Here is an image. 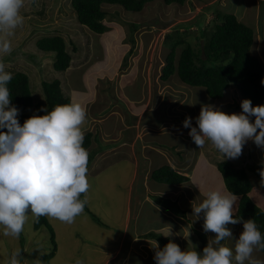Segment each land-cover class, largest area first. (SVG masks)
<instances>
[{
  "label": "rangeland",
  "instance_id": "374dc122",
  "mask_svg": "<svg viewBox=\"0 0 264 264\" xmlns=\"http://www.w3.org/2000/svg\"><path fill=\"white\" fill-rule=\"evenodd\" d=\"M71 1L35 0L33 2V0H25V7L21 9L24 23L9 38L13 51L10 55L0 53V60L5 63V71L10 73L17 71L25 72L29 75L31 89L35 97L34 101L37 103L45 101L42 88L44 81L59 80L63 86L68 79L66 78L68 70L66 72H59L54 68V55L40 51L36 45L38 40L57 34H62L67 40L68 51L73 56L71 64L73 69L78 70L82 65L94 66L100 64L98 68H105L106 73L108 72L109 75L118 71L131 73V71H136V67H130L127 64L123 65L130 55H126L124 59L121 58L118 61L117 57L119 55L117 52L116 54L114 53L115 48L111 51L105 48V39L113 32L111 29L116 27L120 30V35L131 41L129 45L131 49L134 47L135 54H138V49L142 47L139 42L140 35L144 36V34L150 33L149 36L151 38L157 39L158 36H155L154 32L159 33V29L169 31L175 26H177L175 29L170 30V32L174 33L173 38H184L187 41H191L192 46L196 48L198 45L196 38L200 37L205 30L210 33L213 28L211 23L216 19L215 13L222 12L224 14H234L240 21L255 29L256 39L252 52L260 57L264 63V54L262 52V45L264 44V0H187L184 5H166L163 0H155L147 4L141 13L126 11L120 5L104 4L105 12L108 13L105 19L107 30L104 34H96L86 26L81 25L73 11ZM143 21L145 24L148 23V25L142 27ZM153 23H156V25H153ZM85 29H88L92 35L89 34L90 36H87L85 34L84 36L83 32H85ZM178 31H181L183 34L180 32L182 35H178ZM161 36L164 37L163 33H161ZM162 37H159L161 41L163 40ZM132 41H135V46L132 44ZM71 42L76 43L77 51H74ZM93 45L99 48L101 58L89 62L90 58H95L93 53L96 50ZM146 49L143 48L139 54H142ZM164 49L167 48L164 47ZM151 52L153 51H145L142 54L141 62L144 63V70H147L146 73L150 72L151 78L153 77L152 80H158L160 78L158 75L166 62L168 50L160 56L155 53L153 55L154 59H152ZM151 60L153 61V65L149 64ZM133 65L138 66L137 64ZM84 76L85 74L80 78L81 81H83ZM138 77L139 79H136L132 74L124 76L122 78V86H130V89H132V83L141 85L145 77L141 75H138ZM119 82L120 80L117 79V85ZM136 88V90L132 91L126 90V92L133 94V96H138V87ZM201 90H204V88L202 87ZM197 91H200V89H197ZM200 92L202 93L203 91ZM176 94L183 98V100L188 98L189 101L191 100L192 105L195 106V94L193 98L185 90L176 92ZM197 100L202 102L203 97ZM242 100L243 97H241L240 92L235 87H231L225 92L224 99L218 102L215 107L218 108L220 104L223 105L222 107H226L223 110L225 113H240L239 111H242V108L240 107L241 110L235 111V105L240 106ZM183 104L187 105V102ZM177 106L176 111L178 112L179 110L183 113L188 111L182 105ZM193 108L195 109L196 107ZM229 108L233 111L226 112ZM34 109L30 111L31 116L36 115ZM165 116H167V110L163 113V119L156 116L158 125H161L165 121ZM251 119L254 121V117ZM96 145L99 148L93 145L88 151L89 157H93L92 162L89 164L92 166L88 165L87 173L91 187L85 197H81V199H87L83 213L77 216L71 224L46 217L54 229L55 241L58 247L55 256L49 259V263L76 264L77 260H82L83 264H152V262L156 264L153 249L147 248L148 246L153 248L154 244L145 246L142 243L143 239H141L143 235H146L144 230L148 226L151 229V225H156L155 219L152 218L157 214L150 207V204L146 206L142 202L139 206L136 204L143 199V197L140 198L143 183L139 182L142 178L136 182L128 197L131 185L127 180L133 178V167L129 163L126 168L122 156H116V153L111 154V144H107L104 147L102 142H96ZM207 149L206 146L203 148L205 154L201 157L202 160H199L198 167L199 175L206 179L209 172L212 171L210 166L213 165L207 158L209 156L206 152ZM108 150L110 154H104L106 159L103 160L101 168H99V165L97 171H92L96 165V161L100 158L99 153H104ZM194 151L195 146L193 145L187 157L191 159L192 152ZM170 152L173 153V151ZM237 159L240 160L239 162L236 161L239 165L253 161L264 167V148L258 147L250 140L243 146L242 154ZM260 182H262L261 177H252L253 185L257 186ZM154 184L156 185L155 189L161 188L160 185ZM182 187L180 195L176 196L174 193L168 195L169 199L165 201V205L170 208L177 207L175 201L179 198L182 200L184 196L195 199L196 204L186 208L187 219L185 218L184 220L191 222L193 226L191 228L193 234H190L192 240L191 250L195 249L198 253L202 254L204 246H207L215 234H210V232L205 233L204 230L198 229L195 226L199 221L204 220V218L203 214H200L199 217L193 215V207L198 206L206 197L203 195V191L201 193L196 192L198 191L197 187L194 190L190 184L187 186L182 185ZM146 190H148V187ZM171 191L176 190L172 189ZM145 198L148 199L147 197ZM152 200L155 204L157 203L156 199L152 198ZM178 206L180 207V204ZM86 207L89 208V212ZM143 207L144 209L139 212L138 209H142ZM237 208L238 206L236 207V211ZM262 209H264V204ZM233 212H235L234 209ZM92 214L99 216L100 220L108 225L109 228L97 224ZM35 221L36 219L29 213L28 222L25 224L24 231L18 238L3 236V230L0 228V264H5V261L16 249L21 251V264H44L42 257L51 253L54 244H52V235L46 227L35 230ZM236 225H228L232 231L233 239L223 241L222 243L226 244V246L234 248V243L238 237V230L235 229ZM242 231L243 229H241L240 234ZM141 232L143 235H141ZM135 234L139 235V238H135ZM185 239H188V236H185ZM204 240L206 245L203 244ZM158 243L160 244V242ZM179 247L182 251H185L183 249L184 243H179ZM252 256L253 259L264 262V253L258 249L253 252Z\"/></svg>",
  "mask_w": 264,
  "mask_h": 264
},
{
  "label": "clouds",
  "instance_id": "9594fccd",
  "mask_svg": "<svg viewBox=\"0 0 264 264\" xmlns=\"http://www.w3.org/2000/svg\"><path fill=\"white\" fill-rule=\"evenodd\" d=\"M24 7L25 0H0L2 54L13 51L9 38L24 23ZM12 79V73L5 71V63L0 60V228L3 236L18 238L29 213L36 220L43 216L73 223L84 211L87 199H81V195L87 194L91 185L87 176L89 153L83 147L87 109L79 103L56 105L51 111L44 110V115L27 118L21 125L19 109L11 104L8 84ZM241 108V113L228 114L213 105H202L196 117L197 127L192 126L191 117H186L183 127L190 128L188 134L199 149L210 142L223 158L235 159L250 140L264 148V105L253 107L250 99H244ZM260 175L264 183V170ZM250 176L251 180L253 175ZM203 195L206 198L193 207V215L203 214V230L214 233V238L202 254L195 249L182 251L171 241L161 250L156 242V264H264L252 256L255 250L264 249V235L257 224L253 219L234 218V204L239 196L221 191ZM241 222L243 231L234 248L224 245L223 241L233 239L228 225ZM170 235L169 231L164 236ZM20 257L21 251L16 249L5 264H21ZM76 264L83 261L77 260Z\"/></svg>",
  "mask_w": 264,
  "mask_h": 264
},
{
  "label": "crops",
  "instance_id": "0c3cea01",
  "mask_svg": "<svg viewBox=\"0 0 264 264\" xmlns=\"http://www.w3.org/2000/svg\"><path fill=\"white\" fill-rule=\"evenodd\" d=\"M211 3L213 2L211 1ZM103 9L105 10L104 6ZM145 25L147 26L148 23L145 24L143 21L142 27H145ZM153 25H156V23H153ZM111 30L113 32L111 35L107 36V39H105V48L109 51L115 48L114 53H118L119 57L117 58L119 61L121 58L124 59L126 55H130L131 46L129 44L131 41L127 40V38L123 35H120V30L116 27ZM164 31L166 30L159 29V33H153L155 36H158L157 39L151 38L149 36L150 33L144 34V36L140 35L139 42L142 47L138 49V52L141 53L143 48L146 49L149 47L145 51H153L151 52L152 59H154L153 55H155V53L159 54V56L161 54H165L164 52L166 49H164L163 45L164 37L161 36V33L165 36V34L170 30L166 31V33H164ZM83 33L84 36L85 34H87V36H90L89 34H91L88 29H85V32ZM103 37H105V35H103ZM159 37H162L163 40L161 41ZM93 47L96 50V52L93 53L95 58H90L89 62H91V60L96 61L101 58L99 48H97L96 45H93ZM139 53L135 54L133 51L130 57L123 63V65L127 64V66L136 67V71H131V73L118 71L109 75L108 72L106 73L105 68H98L100 64L94 66L81 64L82 67H80V69L77 68L78 70L70 67L66 74V78L68 79L63 84L62 88L64 93L73 100V103H79L87 109L86 124L84 128L85 133L93 132L94 140L92 146L94 145V147L99 148L96 145V142H102L104 147L107 144H111V154L116 153V156H122V160L124 161V164H126V168L129 163V165L133 167V178L127 180L131 185L128 197L130 196L133 187H135L136 182L142 178L139 182L143 183V190L140 192L142 194L140 195V198L143 197V199L136 204L138 206L141 202L145 203V206L150 204V207L157 212V214L152 218L155 219L156 225H151V229L150 226H148L144 230V233H156L164 239H168L169 242L171 241L177 245H179V243H184L183 249L191 250L192 240L189 232L190 234H193V232H191V228H193L192 223L184 220L181 216L174 214L172 211H169L164 206H161L160 202L155 204L152 200V198L155 199L157 197H164L165 199L169 198L168 195L171 193L178 196L180 195V190H182L183 187L181 185L171 186L156 183L151 179V173L163 166H171L179 173L190 177V182H188L187 185H192L194 190L197 187L198 191L196 192H228L225 187L223 177L221 173L218 172V169L212 160H228L235 163L237 167H241L246 163L239 165L238 162L240 160L237 158H223V155L218 152V150H216L210 142H206L205 146L208 148L206 152L209 154L207 158L210 163L213 164L210 166L212 171L209 172L207 179L199 175V160L205 154L203 150L205 146L199 149L195 145L188 134L190 129L182 126L184 117L178 116V113L182 114L183 112L180 110L179 112L176 111V108L178 107L177 105L181 106L182 102H188L189 104L191 101H187V98L186 100L179 101L178 99L181 97L177 95L176 92L185 90L187 94H190V97L192 92L185 85L181 84L176 76L171 79L175 81L170 80L171 82H162L160 81V78H158V80H152L153 77L151 78L150 72L146 73L147 70H144V63L141 62L143 53ZM133 64H137L138 66H134ZM149 64L153 65V61L151 60ZM84 74V79L81 81L80 78ZM128 74H132L136 79H139L138 75L145 78H143V80L141 79L143 81L141 85L132 83V89H130V86H122V78ZM160 76L161 72L158 77ZM117 79L120 80L118 85L116 83ZM136 87H138L139 91L138 96H133V94L126 92V90H136ZM218 102H220V100L214 102L215 106ZM190 103L192 105V102ZM202 105L199 107L196 106V108L193 109L194 114L191 115L192 117L190 116L192 118L191 124L193 127H197L195 120L196 117L199 116ZM222 106L223 105L219 104L218 107V109L221 108V111L224 110V107ZM166 110L167 116H165V121L161 123V125H158L156 116L160 118V113L163 114ZM184 113L189 114L188 111H185ZM193 145L195 146V151L192 152V158L190 159L187 155ZM170 151H173V153ZM105 153H108L109 155L110 151L108 150L107 152L99 153L100 158H98L95 163L96 169L99 165L101 166L103 160H105ZM154 162L156 163L154 164ZM153 167H155V169H153ZM139 172H141V174H139ZM154 183L160 185L161 188L155 189L154 187H156V185ZM257 186L253 185V191L250 196L252 200L262 209L264 204V183L260 182ZM147 187L148 190H146ZM172 189H175L176 191H171ZM184 197L189 205L193 206L196 204L193 197ZM239 199L240 198L237 197L234 204L235 212ZM144 207L142 209L139 208L138 211H142ZM262 210L264 211V209ZM203 223L204 220H201L195 226L198 229L203 230ZM235 229L238 230V237L236 239L238 240L240 231L243 229L242 224L237 223ZM169 231L171 232V235L165 237L164 235H166ZM210 234L214 233L210 232ZM141 235H143L142 232ZM134 236L135 238H139V235L137 234ZM185 236H188V239H185ZM136 240L138 241V239ZM156 242L157 241L144 239L142 242L145 246L154 244L153 248L150 246L147 247L148 249H153L154 256L157 250L155 248ZM158 245L159 249L162 250V245L159 243Z\"/></svg>",
  "mask_w": 264,
  "mask_h": 264
},
{
  "label": "trees",
  "instance_id": "16d2710c",
  "mask_svg": "<svg viewBox=\"0 0 264 264\" xmlns=\"http://www.w3.org/2000/svg\"><path fill=\"white\" fill-rule=\"evenodd\" d=\"M154 1L72 0L71 4L81 25L86 26L96 34H104L107 30L105 19L108 15L102 8L104 4L120 5L129 12H142L147 4ZM163 1L166 5H184L187 0ZM215 15L216 19L211 23L213 25L212 31L209 33L205 30L200 37L196 38L198 42L196 48L192 46L191 41H187L184 38L174 39L173 32L169 31L164 36L163 45L170 52L166 59V65L162 69L160 81L168 82L176 76L181 84L187 85V88L191 87L189 88L192 92L191 97L193 98L194 94L196 96L195 106H190L191 103L189 105L182 103V106L189 113H178V116L184 117V120L186 117L194 114L193 107H199L202 104H214L213 106H215L214 102L217 100L222 101L225 97V92L231 87H235L240 92L243 100L250 99L253 107L264 105V83H262L264 81V63L260 57L252 52L256 39L255 29L241 22L234 14L216 12ZM176 27H173L172 30ZM180 32L178 31V35L183 34ZM201 40L205 42L204 56L202 54ZM71 43L73 44L74 51H77L76 43ZM132 44L135 46V41H132ZM36 45L40 51L54 55L53 66L57 71L65 72L71 67L73 56L68 51L67 40L62 34L44 37L38 40ZM179 50L180 52L178 53ZM133 51L134 47L131 49L130 55ZM262 52L264 54V44L262 45ZM12 75L13 79L8 84V88L11 95V104L19 109L18 121L21 125H23L27 118L31 117L30 111L34 108L36 115H44L46 114L44 110L51 111L56 105L73 103V100L64 93L62 83L59 80L44 81L42 83L45 101L37 103L34 101L35 97L31 89L29 75L18 71L12 73ZM202 87L204 90H201ZM197 89L203 92L201 93ZM202 97V102L197 100ZM178 100L183 101V98H179ZM187 101H189L188 98ZM240 107L241 105H235V111L241 110ZM225 109L226 107H224ZM229 109L226 112L233 111L231 108ZM239 112L241 113L242 111ZM160 117L163 119L162 113H160ZM93 138V132L85 133L83 147L87 151L92 147ZM92 160L93 157H89L88 165ZM212 162L217 165L218 170L221 172L227 191L240 197L237 211L233 213L234 218L241 219V221L253 219L262 235H264V211L250 196L253 189L250 174L259 178L264 167L253 161L247 162L243 167H237L235 163L228 160H212ZM89 166L91 167L92 165ZM99 168L97 167V169ZM93 169L92 171H97L96 166ZM151 179L156 183L171 186H187V183L190 182V177L179 173L171 166H163L154 170L151 173ZM85 195L82 194L81 197H85ZM155 199L157 202H160L161 206L181 216L183 219H187L186 208H189L190 205L185 200V197L182 200L180 198L177 199L175 201L177 207L174 208L165 205V201L169 198L157 197ZM178 204H180V207ZM86 209L88 212L90 211L89 208L86 207ZM92 216L97 224L109 228L108 225L100 220L99 216L96 214H92ZM241 223L243 225V222ZM34 226L36 230L44 226L52 235L53 250L42 257L44 264H51L49 263V259L55 256L58 248L55 241L54 229L47 218L43 216L35 221ZM143 238L158 240L162 247L169 242L168 239H164L156 233L146 234ZM203 244L206 245L205 240ZM258 250L264 253V249Z\"/></svg>",
  "mask_w": 264,
  "mask_h": 264
},
{
  "label": "water",
  "instance_id": "95a60500",
  "mask_svg": "<svg viewBox=\"0 0 264 264\" xmlns=\"http://www.w3.org/2000/svg\"><path fill=\"white\" fill-rule=\"evenodd\" d=\"M201 45H202V53L204 55L205 54V51H204V42L203 41H202Z\"/></svg>",
  "mask_w": 264,
  "mask_h": 264
}]
</instances>
